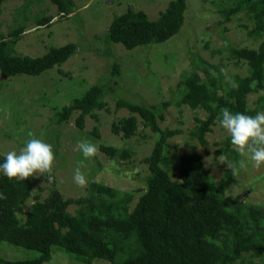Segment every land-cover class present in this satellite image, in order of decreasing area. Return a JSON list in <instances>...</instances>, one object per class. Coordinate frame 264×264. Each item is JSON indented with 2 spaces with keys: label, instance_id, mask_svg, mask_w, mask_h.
Here are the masks:
<instances>
[{
  "label": "trees",
  "instance_id": "16d2710c",
  "mask_svg": "<svg viewBox=\"0 0 264 264\" xmlns=\"http://www.w3.org/2000/svg\"><path fill=\"white\" fill-rule=\"evenodd\" d=\"M49 1L55 5L59 18L75 7L74 0ZM185 9L186 0H169L159 16L150 19L145 11L129 5L112 18L104 38L125 49L165 42L180 30ZM218 12L224 21L243 14L251 23L247 34L254 39L264 33V0H231ZM52 19V15L37 16L36 26H48ZM242 26L247 28V24ZM23 32L24 24L9 28L7 35L0 34L2 77L40 75L61 65L75 52L76 44L68 42L52 46L36 57L16 54L15 44ZM151 47L142 51L152 54ZM223 47L235 63L245 62L246 74L224 73L219 65L193 53L191 69L183 72L170 90L171 100L176 104L205 112L202 117H194L195 123L189 129L190 139L200 145L207 144L206 134L219 123L221 108L248 115L264 110V94L257 95L252 106L247 99L248 94L264 88V41L257 48L234 47L225 38ZM212 51L220 53L219 49ZM151 59L150 63L155 61ZM211 72H215V76ZM120 73L119 64L113 62L111 79ZM111 79L109 87H112ZM231 81H235L238 88L233 89ZM106 86L94 83L81 96L56 108L55 122L69 120L76 112L74 125L83 131L86 117H91L95 126L89 136L98 139V111H109L103 98ZM168 103L170 100L155 105L123 98L116 100V108L125 107L129 114L111 122L112 133L130 138L137 132L139 118L155 136L150 153L141 159L148 173L143 177L144 187L138 195L90 181L84 195L64 197L52 174L49 192L40 198L39 193L33 191L40 179H49L47 176L21 181L0 173V242L37 252L35 256L22 259L0 256V264H47L54 246L70 259L77 258L85 264H264V205L226 196L228 184L235 177L228 167L224 168L221 178L214 179L200 153L187 150L169 155L168 138L180 134L181 129L161 127L162 110ZM3 135L12 144L9 138L14 135L7 132ZM28 138L25 137V141ZM217 144L215 153L227 157L223 162L238 167L240 155L231 144L230 136ZM186 145L195 148L191 143ZM98 148L113 160H127L132 155L128 147L99 143ZM5 157L0 153V163ZM37 188L41 190L40 186ZM31 196L33 200L25 211L24 204ZM70 206H73L72 211Z\"/></svg>",
  "mask_w": 264,
  "mask_h": 264
},
{
  "label": "rangeland",
  "instance_id": "374dc122",
  "mask_svg": "<svg viewBox=\"0 0 264 264\" xmlns=\"http://www.w3.org/2000/svg\"><path fill=\"white\" fill-rule=\"evenodd\" d=\"M74 1V10L59 18L55 5L49 0H0V34L7 35L9 28L24 24V32L15 44L16 54L36 57L43 55L52 46L68 42L76 44L75 52L65 62L40 75L16 74L2 77L0 73V153L5 156L12 150L19 153L27 140L32 138L28 134L32 133L35 138H41L52 145L55 154L52 174L56 187L64 197H79L86 192L87 187L80 188L73 182L74 169L81 166V162V171L86 174L88 184L97 181L138 195L144 187L143 177L148 173L141 159L150 153L155 136L148 127L141 124L139 118L137 132L130 138L112 133L111 122L129 114L125 107L116 108V100L123 98L146 105L170 100L162 110L164 119L160 125L163 128L178 127L181 133L168 138L169 155L194 150L202 155L204 165L213 178H221L224 168L230 163H224L223 156L216 154L215 149L228 133L217 123L206 134L207 144L200 145L190 139L189 129L195 123L194 117H202L205 112L201 109L193 110L186 104H176L171 100L170 90L182 78L183 72L191 69L190 58L193 53L219 65L224 73L246 74L247 65L243 61L235 63L229 51L223 47L224 39L234 47L257 48L264 41V33L258 39L249 36L247 30L251 23L245 20L243 14L224 21L218 9L228 6L231 0H186L184 22L177 34L165 42L125 49L121 44L108 42L104 38L112 18L131 5L145 11L150 19H156L169 0ZM46 15L53 16L52 22L48 26L37 27L35 18ZM243 24H247V28ZM150 46L154 50L152 54L142 51ZM212 49H219L220 53ZM151 58L155 61L150 63ZM113 62H117L121 70L120 76L115 79L110 76ZM109 79L113 80L112 87L108 86ZM94 83L107 84L103 98L109 108V111H98V139L89 136L95 126L91 117H86L83 131L74 125L76 112L71 114L69 120L59 124L53 117L56 108L81 96ZM260 94H264V88L258 93L248 94L249 106L253 105L254 99ZM4 132L14 135V138H9L12 144L8 143ZM25 137L29 138L25 141ZM84 139L97 146L103 143L128 147L132 155L127 160H113L98 151L95 157L85 159L76 149L77 142ZM187 142L195 145V148H189ZM241 159L243 157L240 156ZM173 165L177 166V163ZM43 176L48 177L47 174ZM51 184L52 179H40L33 193L38 192L40 198H43L48 194ZM225 193L243 202L264 205V166L257 169L248 163L247 167L239 169ZM32 200V196L26 200L25 211ZM69 209L72 211L73 206ZM35 255L37 252L33 249L0 242V256L5 258L22 259ZM47 264L85 263L77 258L70 259L65 252L54 246Z\"/></svg>",
  "mask_w": 264,
  "mask_h": 264
},
{
  "label": "clouds",
  "instance_id": "9594fccd",
  "mask_svg": "<svg viewBox=\"0 0 264 264\" xmlns=\"http://www.w3.org/2000/svg\"><path fill=\"white\" fill-rule=\"evenodd\" d=\"M211 75L215 76V72H211ZM230 83L233 89L238 88L235 81ZM219 124L230 136L235 151L243 157L238 161V167L236 164H227L233 176L239 169L247 167L248 163L257 169L264 166V111L248 115L233 113L229 108L223 107L220 109ZM28 135L32 138L27 140L19 153L15 150L7 152L4 162L0 163V173L9 179L21 181L38 174H47L52 179L55 161L52 145L41 138H35L32 133ZM76 149L85 159L95 157L99 151L98 146L87 139L78 141ZM222 159L226 160L227 157ZM81 166L74 169L73 182L80 188H86L88 180L81 171Z\"/></svg>",
  "mask_w": 264,
  "mask_h": 264
}]
</instances>
